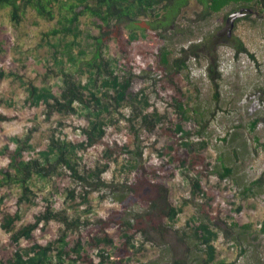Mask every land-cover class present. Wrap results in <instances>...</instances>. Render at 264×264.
Wrapping results in <instances>:
<instances>
[{
  "label": "rangeland",
  "instance_id": "obj_1",
  "mask_svg": "<svg viewBox=\"0 0 264 264\" xmlns=\"http://www.w3.org/2000/svg\"><path fill=\"white\" fill-rule=\"evenodd\" d=\"M201 9L199 0H185L178 4L175 18L164 28H144V32L137 31L132 39L125 31L124 38L130 40L126 62L114 52L112 45L107 43L104 48V44L100 45L102 56L111 61L114 74L131 76L132 80L118 111L114 110L116 103L111 97L105 101L108 113L100 114L99 118L108 122V131L100 142L84 152L83 163L92 167L105 163L104 149L113 147L114 125L124 127V118L134 117L143 108V99L149 105L148 112L155 110L158 114L176 113L174 100L180 99L185 105V117H188L185 141L196 152L197 144L206 142L207 151L203 156L210 165L207 168L201 166L199 169L202 170L194 173L176 169L166 184L167 193L179 210L170 221L173 224L167 225L168 232H156L152 240H144L142 235L135 234L130 255L124 258L125 264H172L176 260L189 262L202 257L186 228L189 222L200 220L217 233L213 242L215 260L233 264H264V231H261L264 226V14L255 8L229 5L218 14L204 17ZM8 11V8L0 11V71L5 74L0 80V115L7 118L1 124L0 153L7 144L9 149L15 148L8 141L18 138L23 142L27 140L31 147L24 157H36L52 132L61 138L78 139L79 130L74 129L76 120L95 118L93 107L88 111L79 105L75 106V115L54 114L49 120L43 106L38 105L33 111L35 117H31L26 102L28 90L32 87L52 91L60 87L61 79L55 73L60 69L74 70L67 60L69 56L83 60L92 55L94 48L89 46L87 35L95 32L93 29L85 30L81 19L76 36L43 37L42 31H46L51 22L37 18L35 25V18H30L27 13L21 25L14 30ZM237 11L245 12V15L235 19L230 37H227L230 15ZM235 38L244 43L254 59L244 53H235L228 45V41L234 42ZM205 39L208 42H201ZM192 44L197 47L188 51ZM163 47L171 52V59L181 58L185 62V69L177 73L180 80H175L178 86L176 93L169 84L173 73L160 64ZM182 49L186 51L183 53ZM81 50L86 53L78 54ZM213 59L218 60V89L212 86L207 76V66ZM7 69L13 73L12 76L7 74ZM82 81H86L85 76ZM254 119L258 122L251 131L249 124ZM56 123H60L62 132L51 131ZM139 136L143 153L126 185L122 184L125 181L119 169L132 155L123 152L101 176L104 183L112 187L95 188L93 185L89 188L79 182L72 183L75 190L88 191L86 204L81 205L78 198L70 203L61 197L55 199L51 196L48 179L34 180L31 188L36 195L51 199L57 209L66 208L70 217L80 216L81 221L88 224L80 225L75 233H69L62 232L60 223L49 221L33 233V242L46 245L63 235L67 239L77 235L89 238L100 231L109 235L122 232L121 220L145 210L146 202L135 200L132 194L126 193V186L134 184L137 175L140 177V165L146 166L157 160V153L149 147L150 140H146L141 131ZM5 163L0 159V166ZM221 165L232 169V175L224 180H219L215 173L221 170ZM258 178L262 179L261 186L243 194L244 188ZM196 180L205 191L203 194L191 192L192 182ZM16 193V186L6 192L5 203L11 210L17 204ZM35 210L34 206H22L20 224L23 225ZM233 222L251 226L241 232L240 226H231ZM7 241L8 234L0 230V259L9 255ZM31 243L22 239L19 247L26 248ZM69 262L67 259L66 264Z\"/></svg>",
  "mask_w": 264,
  "mask_h": 264
},
{
  "label": "trees",
  "instance_id": "obj_2",
  "mask_svg": "<svg viewBox=\"0 0 264 264\" xmlns=\"http://www.w3.org/2000/svg\"><path fill=\"white\" fill-rule=\"evenodd\" d=\"M185 0H0V11L9 9V21L16 30L24 21V15L29 13L37 25V18L51 22L46 31H42L43 37L56 39L76 36L77 24L84 20L85 30L93 29L95 33L88 34L89 46L93 47V53L89 58L78 60L69 56L74 67L73 71L60 69L55 73L61 79L60 87L52 91L47 88L32 87L28 90L27 108L30 116L35 117L33 111L38 105L44 108L45 117L49 120L54 114L59 116H73L76 114V105L90 111L93 107V117L77 119L74 127L79 130V138L69 140L55 135L53 132L48 138L45 147L41 148L36 157H24L31 148L27 140L24 142L18 138H12L11 143L15 148L9 149L8 144L0 153V159L6 163L0 166V230L8 234L6 249L9 255L0 259V264H125V257L130 255V247H133L135 234H140L143 239L152 240L153 235L168 232L167 225L171 226L179 210L176 208L166 184L173 178L176 169H187L189 173L198 172L199 167H209L205 161L204 153L207 151V143L200 141L197 144V152L193 146L185 141L187 137V120L185 117V105L180 99L177 103L176 113L158 114L155 110L148 112V103L143 99L142 109L133 117L124 118L125 126L114 125L113 147L104 149L105 163L92 167L83 163L84 152L100 142L108 131V122L99 118L100 114L108 113L105 103L111 97L116 103L114 108L122 106L131 84V76L122 77L114 74L111 61L102 56V48L105 44L113 46L114 52L127 61V44L129 39L124 38V32L128 31L131 39L137 31L144 32V28L159 30L171 23L177 14L178 4ZM202 7V16L207 17L220 13L229 5H237L245 8H255L258 13L264 14V0H199ZM247 17V16H246ZM264 36V35H263ZM201 42H208L205 39ZM236 54H247L252 59V54L244 43L235 38L234 42L228 41ZM196 44L190 45L188 51L196 48ZM186 50L182 49L184 53ZM81 50L78 54H85ZM160 64L173 73L170 87L176 93L178 86L175 80H180L177 73L185 69V62L181 58L171 59V52L163 47L160 51ZM218 60L213 59L207 66V76L215 89H218L220 73L218 72ZM123 65V64H121ZM7 74L13 73L7 69ZM5 76L0 71V80ZM85 76L86 81H82ZM121 78V79H120ZM100 80V83H98ZM102 89L105 91H102ZM112 92V95L109 93ZM182 101V100H181ZM4 115H0L1 124L6 121ZM258 119L249 124V129L254 130ZM60 130V123H56L51 131ZM144 133V138L150 140L149 147L157 153L155 163L146 166L140 165V177L137 181L126 186V193L132 194L135 200L146 202V209L135 214L131 218L121 220L123 231H117L109 235L104 231L86 238L82 235L76 237L59 236L53 242L41 245L33 242V233L42 229L49 221H56L63 227V231L75 233L80 225L86 226L88 222L81 221L80 216L70 217L67 209H57L52 200L36 195L31 188L34 180L48 179L51 184V196L61 197L66 202L80 199V204L87 203L88 191L75 190L72 183L79 182L92 188L112 187L104 183L101 176L116 161L120 153L130 154L131 159L126 160L120 167L126 185L130 174L137 167V160H141L143 146L139 132ZM124 136V138H122ZM138 158V159H137ZM202 170V169H199ZM219 180H224L232 175L230 167L221 165L220 171H215ZM205 176V175H204ZM262 179L258 178L243 190V194L252 188L260 187ZM12 186L17 188V204L14 209H9L5 203L7 191ZM79 189V188H78ZM192 193H204L205 191L198 180L192 182ZM59 205V203H58ZM22 206H34L36 210L22 225L20 209ZM60 206V205H59ZM210 210H214L210 207ZM132 220V221H131ZM168 221V222H167ZM101 222V221H100ZM168 223V224H167ZM232 227L240 226L241 232L250 228V224L238 225L233 222ZM189 238H193L196 246L202 253V257L191 261L176 260L172 264H233L223 260H215V247L213 242L217 233L208 223L200 220L189 222ZM264 231V226L261 229ZM32 241L26 248H20V240ZM8 250V249H7ZM243 252V250H240ZM119 258V259H116Z\"/></svg>",
  "mask_w": 264,
  "mask_h": 264
},
{
  "label": "water",
  "instance_id": "obj_3",
  "mask_svg": "<svg viewBox=\"0 0 264 264\" xmlns=\"http://www.w3.org/2000/svg\"><path fill=\"white\" fill-rule=\"evenodd\" d=\"M245 15V12H242V11H237V12H234L230 15V21H229V30L231 31V29L233 28V24H234V21L236 18H239V17H242Z\"/></svg>",
  "mask_w": 264,
  "mask_h": 264
},
{
  "label": "flooded vegetation",
  "instance_id": "obj_4",
  "mask_svg": "<svg viewBox=\"0 0 264 264\" xmlns=\"http://www.w3.org/2000/svg\"><path fill=\"white\" fill-rule=\"evenodd\" d=\"M250 14V13H249ZM231 31L228 29V33L226 34L227 37H230ZM235 41V39H234Z\"/></svg>",
  "mask_w": 264,
  "mask_h": 264
}]
</instances>
